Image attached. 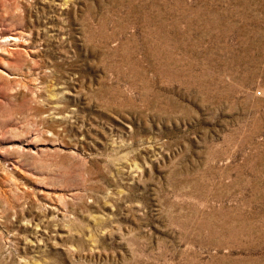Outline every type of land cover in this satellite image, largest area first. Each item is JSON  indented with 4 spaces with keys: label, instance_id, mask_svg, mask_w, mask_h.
<instances>
[{
    "label": "rangeland",
    "instance_id": "1",
    "mask_svg": "<svg viewBox=\"0 0 264 264\" xmlns=\"http://www.w3.org/2000/svg\"><path fill=\"white\" fill-rule=\"evenodd\" d=\"M0 264H264V0H0Z\"/></svg>",
    "mask_w": 264,
    "mask_h": 264
}]
</instances>
